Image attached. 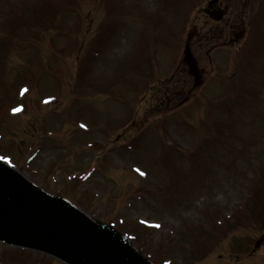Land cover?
<instances>
[{
    "label": "rangeland",
    "instance_id": "obj_1",
    "mask_svg": "<svg viewBox=\"0 0 264 264\" xmlns=\"http://www.w3.org/2000/svg\"><path fill=\"white\" fill-rule=\"evenodd\" d=\"M210 1L0 0L1 163L148 264H264V0Z\"/></svg>",
    "mask_w": 264,
    "mask_h": 264
},
{
    "label": "water",
    "instance_id": "obj_2",
    "mask_svg": "<svg viewBox=\"0 0 264 264\" xmlns=\"http://www.w3.org/2000/svg\"><path fill=\"white\" fill-rule=\"evenodd\" d=\"M209 13L215 19L223 16L221 10ZM185 55L195 69L189 48ZM0 179L19 196L15 198L0 187V232L26 245L54 252L73 264H146L1 162Z\"/></svg>",
    "mask_w": 264,
    "mask_h": 264
},
{
    "label": "bare ground",
    "instance_id": "obj_3",
    "mask_svg": "<svg viewBox=\"0 0 264 264\" xmlns=\"http://www.w3.org/2000/svg\"><path fill=\"white\" fill-rule=\"evenodd\" d=\"M0 187L7 191L9 194L13 195L15 198H19L18 194L14 191V189H12L9 185H7L5 182H3L1 179H0ZM65 208L71 212V214H73L75 217H77L79 220L83 221L85 224H87L88 226L92 227L93 229L95 230H100V228L97 226V224L93 221V220H88L87 218H83L75 209L71 208L70 207H67L65 205ZM108 236V235H107ZM118 242H120L123 246H125V248H127L129 251L135 253L133 251V249H131L129 246H127L125 243H123L121 240H117ZM136 254V253H135ZM137 255V254H136ZM143 260H145L143 258Z\"/></svg>",
    "mask_w": 264,
    "mask_h": 264
},
{
    "label": "flooded vegetation",
    "instance_id": "obj_4",
    "mask_svg": "<svg viewBox=\"0 0 264 264\" xmlns=\"http://www.w3.org/2000/svg\"><path fill=\"white\" fill-rule=\"evenodd\" d=\"M219 6H217V3H215L213 6H212V9L213 8H218Z\"/></svg>",
    "mask_w": 264,
    "mask_h": 264
}]
</instances>
